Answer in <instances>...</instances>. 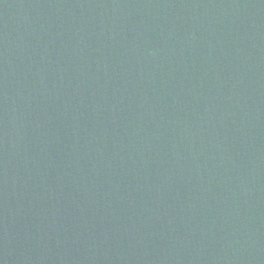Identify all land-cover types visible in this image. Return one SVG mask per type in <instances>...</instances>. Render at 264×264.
Segmentation results:
<instances>
[{"label":"water","instance_id":"obj_1","mask_svg":"<svg viewBox=\"0 0 264 264\" xmlns=\"http://www.w3.org/2000/svg\"><path fill=\"white\" fill-rule=\"evenodd\" d=\"M0 264H264V0H0Z\"/></svg>","mask_w":264,"mask_h":264}]
</instances>
